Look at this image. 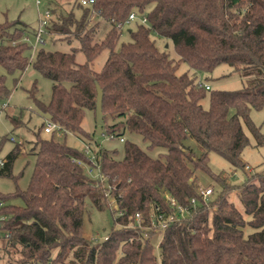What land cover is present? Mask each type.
<instances>
[{
	"label": "trees",
	"instance_id": "trees-1",
	"mask_svg": "<svg viewBox=\"0 0 264 264\" xmlns=\"http://www.w3.org/2000/svg\"><path fill=\"white\" fill-rule=\"evenodd\" d=\"M131 12L144 15L146 22L138 18L128 30L130 39L120 41ZM93 15L109 24L100 40ZM46 31L68 42L76 39L85 61L77 62L74 51L44 48L29 60L24 23H0V100L10 93L7 75L16 84L31 63L52 82L48 103L34 99L57 126L48 138L40 137L44 122L35 132L27 187L0 193V201H23L0 207V228L8 232L0 237V258L7 264H264V169L250 175L241 158L249 141L242 122L258 144L264 142L249 116L252 108L264 107V0H95L91 6L74 0L66 14L51 18ZM155 38L170 41L177 58ZM103 50L107 57L95 70L93 61ZM181 64L191 72L177 73ZM221 64L253 74L249 86L211 90L196 81L198 73ZM96 84L103 91L102 133L139 134L149 150L164 152L154 157L124 140L122 159L99 147L92 149L94 164L89 146L78 149L60 140L58 133L86 135L81 124L86 110L95 112ZM191 142L201 147L200 154ZM210 152L242 167L247 177L235 185L217 176L220 191L204 200L195 170L206 167ZM18 153L16 144L0 176H12ZM84 165L97 168L102 178H91ZM233 187L242 209L230 198ZM166 195L186 210L185 216L169 219L176 210ZM108 197L116 203L111 231L101 241L84 237L86 201L103 210L110 206ZM162 220L169 221L163 231Z\"/></svg>",
	"mask_w": 264,
	"mask_h": 264
},
{
	"label": "rangeland",
	"instance_id": "rangeland-1",
	"mask_svg": "<svg viewBox=\"0 0 264 264\" xmlns=\"http://www.w3.org/2000/svg\"><path fill=\"white\" fill-rule=\"evenodd\" d=\"M73 2L74 0H39V3L36 4L35 0H0V23L5 21L13 22L15 20H20L24 23L27 30L25 40L31 46L29 60H33L39 48H44L46 50L74 51L76 61L82 63L85 61V56L79 50V42L74 38L68 42L64 38L50 35L44 26L42 29L44 31L42 32L44 43L36 44L35 42V32L38 28L39 18L44 12L46 10L50 12L48 26L51 18L55 19L56 15L60 13L66 14L71 9ZM74 12L76 16H79L81 9L75 7ZM92 20L99 22L95 39L100 40L108 30L109 24L102 19H98L95 15L92 16ZM137 22H139L138 18H136V21L128 20L123 24L120 41H128L130 39L128 30L134 29ZM155 40L159 47L167 49L172 57L177 58V54L170 41L156 38ZM165 44H168V48L164 47ZM107 54L108 50H103L95 58L92 64L95 70H99L102 67ZM187 70L191 72L187 65L181 64L177 73ZM0 72H3V70L0 69ZM253 77V74L234 71L231 66L221 64L212 72L198 73L196 81L203 82L211 90H238L249 86ZM6 84L10 91L9 96L4 100H0V106L3 102L7 103L5 107L0 109V160L5 159L6 155L16 144L19 147V153L12 164V176H0V193L3 194L13 192L16 185L22 190L28 185L35 161V156L30 153L35 140V132L43 122L45 126L49 121L48 117L41 113L34 97L43 103H48L51 97L52 82L36 72L30 63L18 78L16 84H14L12 76L9 75L6 77ZM32 90L34 91L33 97L31 96ZM202 103L207 105V99L203 100ZM249 116L262 135H264V107L259 109L252 108ZM13 120H17L19 124L15 125ZM81 125L87 136L79 137L71 133H67L65 138L59 133L56 136L60 140L64 139L67 145L78 149H85L89 146L91 150L88 149L87 155L91 157L93 162L92 149L97 150L99 147L110 151L116 159H122L124 155V140L138 144L154 157L164 152V148L162 147L149 150L147 142L139 134L125 132L122 135V140H120V137L110 136L107 132L97 135L95 115L89 109L85 111ZM242 128L249 141L242 150L241 158L248 165V171L251 175L264 169V142L258 144L244 122H242ZM50 135L51 133H46L43 130L40 131V137L42 138H48ZM10 138H13V141ZM191 146L197 154L201 153L200 146L194 142H191ZM205 163L206 167H199L195 170V184L197 189L212 188L214 193L208 196L210 199L214 198L221 189V183L218 181L220 178H217V176L225 178L228 183L235 185L241 184L246 180L247 175L242 167L232 166L214 152L207 154ZM84 168L86 172L90 173L89 176L91 178L99 175L98 169L91 165H84ZM237 193V188L233 187L230 190V198L239 209H242L236 197ZM107 201L110 206L103 210L93 207L88 200L86 201L85 213L82 220V235L84 237L89 239L96 238L101 241L111 231L113 227L111 209L114 208V202L110 197L107 198ZM4 203L18 206L23 205V201L20 198H8L4 200ZM160 238L161 234L159 232L156 233L154 243L158 244ZM155 250L157 252V247ZM56 251V249L53 250V255ZM0 264H7L5 257L0 258Z\"/></svg>",
	"mask_w": 264,
	"mask_h": 264
},
{
	"label": "built area",
	"instance_id": "built-area-1",
	"mask_svg": "<svg viewBox=\"0 0 264 264\" xmlns=\"http://www.w3.org/2000/svg\"><path fill=\"white\" fill-rule=\"evenodd\" d=\"M36 4L39 3V0H35ZM95 2V0H81V3L84 4V5H93V3ZM50 18V12L49 10H46L44 12V14L39 18V24H38V28H37V31L35 33V42L36 44H43L44 43V39L42 38V32H44L42 29L43 27L47 25L48 23V20ZM136 18H139L141 22L145 23L146 22V17L144 15L142 16H137L136 13L134 12H131L129 14V17H128V20H134ZM205 87L208 89L209 86L208 85H205ZM7 105L6 102H3L0 106V109L5 107ZM57 128L56 124L51 122V121H48V123L44 126V131L46 133H49L51 132L52 130H55ZM11 141H13V138H10ZM120 140H122V138H120ZM6 159H2L0 160V167L3 166V164L5 163ZM95 160H94V164H95ZM100 178H102V175H98ZM212 192V188L210 187H207L205 189H198V193L200 195V197L202 199H207V197L211 194ZM166 198L170 201L171 203V206L175 208V212L173 213V215L171 217H169V219H172L173 216H177V214H179L180 216H185V213H186V210L180 206L174 198L166 195ZM194 198L191 199V202H194ZM113 202H114V208H116V203L113 199ZM4 204L3 201H0V207ZM119 214H122L121 211L118 212ZM138 217V216H136ZM3 217H0V219H2ZM169 221L168 220H162L160 223H159V230L163 231L165 229V227L167 226V223ZM8 235V232L4 229H1L0 228V237H3V236H7ZM92 239H96V238H92ZM104 239H106V237H104ZM0 252H1V249H0Z\"/></svg>",
	"mask_w": 264,
	"mask_h": 264
},
{
	"label": "water",
	"instance_id": "water-1",
	"mask_svg": "<svg viewBox=\"0 0 264 264\" xmlns=\"http://www.w3.org/2000/svg\"><path fill=\"white\" fill-rule=\"evenodd\" d=\"M96 90H97V95H96V101H95V123L97 125L96 127V134L101 135L102 134V124H103V111H102V98H103V91L100 88L98 84H96Z\"/></svg>",
	"mask_w": 264,
	"mask_h": 264
}]
</instances>
